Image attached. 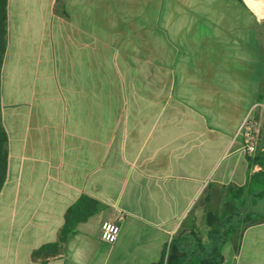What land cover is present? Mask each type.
I'll return each mask as SVG.
<instances>
[{
    "label": "crops",
    "instance_id": "obj_1",
    "mask_svg": "<svg viewBox=\"0 0 264 264\" xmlns=\"http://www.w3.org/2000/svg\"><path fill=\"white\" fill-rule=\"evenodd\" d=\"M263 101L264 17L247 0H10L0 264H155L173 241L210 247L181 229L211 189L263 169L236 137ZM85 196L99 211L37 259ZM105 221L121 224L112 245ZM221 253L264 264V223Z\"/></svg>",
    "mask_w": 264,
    "mask_h": 264
},
{
    "label": "trees",
    "instance_id": "obj_2",
    "mask_svg": "<svg viewBox=\"0 0 264 264\" xmlns=\"http://www.w3.org/2000/svg\"><path fill=\"white\" fill-rule=\"evenodd\" d=\"M9 2L10 0H0V194L7 180L9 164V137L1 111L2 73L8 48ZM255 161L264 168V152H259ZM205 201L210 202V197ZM222 201V214L217 209L206 207V222L211 227L210 247L202 246L201 250L185 252L173 241L169 249L165 250L161 261L155 264H221L224 261L221 248L225 243L233 240L240 224L246 223L244 227L246 229L264 223V169L251 176L246 188L229 192ZM99 206V203L92 198L82 197L69 209L58 242L43 247L36 252L35 257L49 259L62 254L65 244L76 232L78 224L99 211ZM197 243L200 245L201 240ZM197 252L201 255H197Z\"/></svg>",
    "mask_w": 264,
    "mask_h": 264
},
{
    "label": "built area",
    "instance_id": "obj_3",
    "mask_svg": "<svg viewBox=\"0 0 264 264\" xmlns=\"http://www.w3.org/2000/svg\"><path fill=\"white\" fill-rule=\"evenodd\" d=\"M264 111V101L257 104L244 119L236 135L242 141L246 153L256 157L262 150V134L264 126L261 121V113ZM123 220V216L120 221ZM121 232V224L105 221L101 225L100 238L104 243L114 244L117 242Z\"/></svg>",
    "mask_w": 264,
    "mask_h": 264
},
{
    "label": "rangeland",
    "instance_id": "obj_4",
    "mask_svg": "<svg viewBox=\"0 0 264 264\" xmlns=\"http://www.w3.org/2000/svg\"><path fill=\"white\" fill-rule=\"evenodd\" d=\"M253 160L257 158V156L252 157ZM264 169V168H263ZM262 171V170H261ZM227 194V191H223L221 189H211L210 193V202L207 204L204 203L205 197L201 200L200 204L201 207L195 211L187 218L185 224L183 225L181 232L184 233L185 231H191L196 230V235L201 237L205 240V242H208V236L211 231V229L206 225V221L204 218V204L209 207L210 209H218L219 213H223L222 203L223 198H225ZM246 223L240 224L239 229H237V234H235V238H238L240 236V232L245 227ZM189 238V237H188ZM176 242V241H175ZM172 243V242H171ZM171 243L168 245L167 249H169Z\"/></svg>",
    "mask_w": 264,
    "mask_h": 264
},
{
    "label": "bare ground",
    "instance_id": "obj_5",
    "mask_svg": "<svg viewBox=\"0 0 264 264\" xmlns=\"http://www.w3.org/2000/svg\"><path fill=\"white\" fill-rule=\"evenodd\" d=\"M247 2L264 17V0H247Z\"/></svg>",
    "mask_w": 264,
    "mask_h": 264
}]
</instances>
